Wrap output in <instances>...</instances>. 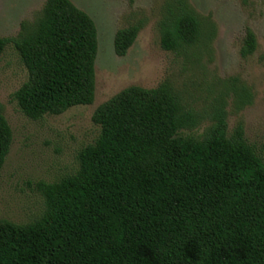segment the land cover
<instances>
[{
  "label": "trees",
  "instance_id": "obj_1",
  "mask_svg": "<svg viewBox=\"0 0 264 264\" xmlns=\"http://www.w3.org/2000/svg\"><path fill=\"white\" fill-rule=\"evenodd\" d=\"M120 28L127 55L144 28ZM163 49L200 63L211 55L217 25L190 0H165L158 23ZM12 45L28 80L14 93L39 120L93 104L99 30L72 0H46L14 36L0 37V60ZM258 48L246 28L241 55ZM211 113L197 109L167 78L130 85L98 106L100 132L78 153L79 167L36 183L45 208L34 220L0 218V264H264V157L240 122L228 131L226 97L237 110L253 103L238 76L223 80ZM211 121L196 135L187 133ZM14 132L0 102V182Z\"/></svg>",
  "mask_w": 264,
  "mask_h": 264
},
{
  "label": "rangeland",
  "instance_id": "obj_2",
  "mask_svg": "<svg viewBox=\"0 0 264 264\" xmlns=\"http://www.w3.org/2000/svg\"><path fill=\"white\" fill-rule=\"evenodd\" d=\"M45 1L0 0V37L17 35L21 22L33 19ZM72 1L94 18L99 30L95 100L63 114L29 118L14 98L29 72L16 49L7 47L0 60V102L14 140L1 176L0 218L27 223L42 213L44 198L36 183L53 182L76 171L79 151L100 132L94 112L130 85L153 88L169 78L197 109L211 113L221 82L240 77L251 88L253 103L237 110L233 97H226L228 131L232 134L242 122L247 140L264 157V0H190L217 25L211 55L194 64L160 44L158 23L165 0ZM141 19L146 23L137 40L127 55H117V31ZM247 27L256 33L258 48L244 58L240 49ZM210 124L207 120L187 133L200 135Z\"/></svg>",
  "mask_w": 264,
  "mask_h": 264
}]
</instances>
